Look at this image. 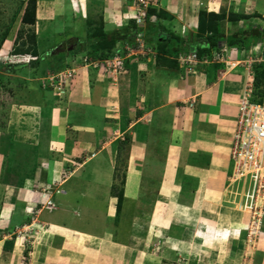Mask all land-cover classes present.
I'll return each instance as SVG.
<instances>
[{
  "label": "crops",
  "instance_id": "crops-1",
  "mask_svg": "<svg viewBox=\"0 0 264 264\" xmlns=\"http://www.w3.org/2000/svg\"><path fill=\"white\" fill-rule=\"evenodd\" d=\"M61 1L47 10L49 30L77 72L67 93L35 104L24 174L3 169L23 144L0 130V264H151L156 237L162 264L177 252L188 254L186 264H238L250 181L233 176L230 152L248 69L209 61L189 72L176 60L204 47L215 22L222 41L264 30V0H150L155 20L139 26L128 17L139 11L136 0ZM96 31H139L157 53L128 58L115 88L114 77L80 63L92 56ZM126 170L119 209L112 190ZM147 177L159 183L156 214L164 218L135 221ZM165 207L173 208L167 218ZM263 228L256 264H264Z\"/></svg>",
  "mask_w": 264,
  "mask_h": 264
},
{
  "label": "rangeland",
  "instance_id": "rangeland-1",
  "mask_svg": "<svg viewBox=\"0 0 264 264\" xmlns=\"http://www.w3.org/2000/svg\"><path fill=\"white\" fill-rule=\"evenodd\" d=\"M51 1L53 2V0H40V3H38L40 4L39 18H37L38 6H36V22L30 24L23 20V13H25L27 9L29 0H0V130L5 131L12 142L17 137L18 140L16 141L23 144L16 148L14 151L16 155L11 157L10 162L4 166L3 169L5 172H7L9 168L11 172L24 174L26 168L24 165L29 158L28 156L31 154V150L23 149L22 147H25V139L29 140V138H32L27 132H30V126L35 127L37 114L35 113V104L42 105L41 101L47 100L51 102L53 95L61 96L65 94V92L67 93L72 84L73 76L71 81L68 83L66 82L65 85L63 83L64 74L66 71L71 70L72 75L75 76L77 72L72 65L65 66L64 63L66 61H64V58L66 59L67 56L60 53L61 50H57L59 48H57L55 44V31L49 30V19L51 20L52 15L49 16L47 10L52 4L54 5V3H56H51ZM64 1L65 0H62L61 3ZM71 1L75 2L77 0ZM57 3L59 4L60 2L58 1ZM63 46L64 45H62V47ZM93 46L94 44H92V47ZM79 59L81 61L80 63L83 64V58L80 57ZM241 65L249 67L248 63H242ZM75 66L77 67L79 64H74V67ZM89 66H94L98 70L107 68L106 63L97 66ZM116 74L117 72L110 73L109 71H101L103 77H114V81L111 82L115 83V88L119 83ZM58 77L59 82L62 84L60 88H57L55 85L58 81ZM31 133L33 135V132ZM125 140L127 141V139ZM32 142L31 140L30 143ZM127 149L128 151L130 150L129 148ZM128 151H125L124 154L121 155L123 156L124 163L125 160L128 159ZM121 172L117 174L116 185L124 187L127 178L125 173L127 170L123 174ZM147 175H149L150 178L153 177L156 179V176ZM147 179L149 180L148 177ZM154 181L155 180H149V182L144 184L143 197L141 198L142 204H140L141 207L134 210L135 212L131 211L133 212V216H135V221H150L151 219L153 221H158L164 218L162 214L159 216L156 214L157 197L154 193L159 183ZM149 190L152 191L149 192ZM120 206L121 205L117 207L120 209ZM165 208H163L160 213H168L166 216L167 218L173 213V208ZM124 211L123 208L122 211L117 214L116 223L122 219ZM185 222V220L181 221L182 224H185ZM263 224L264 223H262V227ZM260 231L258 229L244 239L240 247L239 260H237V262H239L238 264L257 263L260 257L259 251H261L260 249L262 248L261 244H259L262 243V241H260ZM148 244L150 248L152 247L157 252L160 253L162 251L161 240L159 238L156 237L154 241H149ZM168 247H170V245H168ZM159 253H156L155 257L157 258H154L155 261H152V263L162 264L160 258H158L160 257ZM177 254L179 256L175 258V255L174 257L171 253H167L166 260L173 259L171 261L172 264H186L188 254L179 252H177ZM143 261L139 259L132 264H147L146 262L143 263Z\"/></svg>",
  "mask_w": 264,
  "mask_h": 264
},
{
  "label": "built area",
  "instance_id": "built-area-1",
  "mask_svg": "<svg viewBox=\"0 0 264 264\" xmlns=\"http://www.w3.org/2000/svg\"><path fill=\"white\" fill-rule=\"evenodd\" d=\"M139 11L134 17L138 22L143 21L146 16V10L151 5L150 0H136ZM144 40L139 35L135 42H126L123 50L128 55L136 53L138 49H144ZM150 50V49H148ZM240 52L245 57L237 59L236 54ZM86 60V58H85ZM199 60L198 54L195 52L184 53L180 57L182 64L190 65ZM217 61L226 64L229 69H234L242 63H248L247 79L245 81L244 90L240 98L238 107V118L236 121L230 156L233 160V176L238 178H247L249 184V207L250 221L248 223V235L255 232L264 216V98L262 101H254V80L255 72L253 64L264 62V42L260 39L250 48H229L226 45L220 47L219 50L213 51L210 55L203 57V62ZM106 63L104 71L118 73L124 71L122 56L116 54L110 59L101 60L100 64ZM99 65V62L96 63ZM72 73L66 71L63 83L70 82ZM55 84L57 88L62 86L59 77ZM59 82V84H58ZM58 84V85H57ZM54 86V84L52 83ZM65 90V89H64ZM63 90V92H64ZM46 195V192L43 193Z\"/></svg>",
  "mask_w": 264,
  "mask_h": 264
},
{
  "label": "trees",
  "instance_id": "trees-1",
  "mask_svg": "<svg viewBox=\"0 0 264 264\" xmlns=\"http://www.w3.org/2000/svg\"><path fill=\"white\" fill-rule=\"evenodd\" d=\"M36 6H37V0H29L27 9L25 13H23V20L26 23L34 24L36 22ZM205 16H207V13H204L202 17L204 18V21H201V30L204 29L205 26ZM137 26V25H135ZM211 33L209 36L206 37V44L204 47H199L198 52L200 54L204 53L205 51H209L211 47H215V45L222 42L221 39V32L219 31V23L215 22L213 25L211 24ZM255 34H253L252 38L243 36V33L239 34L238 36H233L228 39V44L230 46H241L246 47L250 43V41H258L262 40L264 42V30L262 31H254ZM201 35L200 37H202ZM95 42L93 41L94 46L90 50V54L94 58H109L114 54L113 48L115 47V44L117 41L121 39H129L132 37L130 33H116L115 35L112 34L109 36L105 33H99L98 31L94 32L91 36ZM251 39V40H250ZM165 43L161 40L158 42L157 48L160 52H164L163 49L165 48ZM217 47V46H216ZM254 72H255V80H254V101H262V98L264 96V62H259L254 64ZM123 143L122 145L126 144ZM113 194L118 197V204L121 205V202L124 197V187L117 186L116 184L113 186ZM118 205V206H119Z\"/></svg>",
  "mask_w": 264,
  "mask_h": 264
},
{
  "label": "clouds",
  "instance_id": "clouds-1",
  "mask_svg": "<svg viewBox=\"0 0 264 264\" xmlns=\"http://www.w3.org/2000/svg\"><path fill=\"white\" fill-rule=\"evenodd\" d=\"M137 2V1H136ZM151 7V5L147 8V10H146V16H145V18L143 19V21H141V22H138L134 17H132L131 19H133V21L135 22V24L137 25V26H139L142 22H144V21H146V19L147 18H149V19H152V20H155V16H152V15H149V12H148V9ZM131 35H132V37L131 38H129V39H121V40H119V41H117L116 42V44H115V47L113 48V51H114V54L111 56V57H109V58H107V59H110V58H112V57H115V55L116 54H119L120 56H122V59H123V69H124V71H126L127 69L126 68H124V67H126V60L128 59V58H130V57H133V56H146V55H148L149 53H157L156 51V47L154 48L152 45H150L147 41H146V38L144 37V35H142V33H140L139 31H136V32H133V33H131ZM141 36V38H143V40H144V49H138L139 51H137L136 53H133V54H131V55H128V52L127 51H125V50H123V46H124V44L126 43V42H129V43H133V42H135L136 41V39H137V37L138 36ZM226 40V39H225ZM222 41V42H220L219 43V45L217 46V47H215V48H213V49H209V51H205L204 53H202V54H200L197 50H189V51H186V52H184V53H191V52H195V53H197L198 54V57H199V60L198 61H196V62H194V63H192V64H190V65H185V64H182L181 63V61H180V57L184 54H181L180 56H178L177 57V60L176 61H178V63L181 65V67L182 68H184V71H191L192 69H193V66H194V64H196V63H200V62H203L202 61V59H203V57H205L206 55H210L213 51H215V50H219L220 49V47L221 46H223V45H226L227 47H229L230 49L231 48H238V50H239V48H246V47H241V46H234V47H232V46H230L229 44H228V42L227 41ZM257 42V41H256ZM250 48V47H249ZM148 49H150V50H148ZM158 49V48H157ZM248 49V48H247ZM159 51V50H158ZM238 53H240V52H238ZM238 53L236 54V58L237 59H239L238 58ZM242 54V53H241ZM83 58V60H84V63H89V64H91V65H96V63L97 62H99V64L101 63V60H106L105 58H94L93 56H88V55H86V56H83L82 57ZM85 58H86V60H85ZM241 59V58H240ZM211 62H216V63H221V64H225V63H222V62H217V61H212L211 60ZM204 63H209V62H204ZM97 66V65H96ZM225 67H226V64H225ZM226 69H229V68H227L226 67ZM253 69H254V65H253ZM229 70H232V69H229ZM246 79H247V77H246ZM246 79H245V81H246ZM244 85H245V82H244ZM263 98H264V96H263ZM263 98H262V100H263ZM238 112H239V110H238ZM237 118H238V115H237ZM46 202L48 203V205H49V203L51 202V200H46ZM249 221H250V217H249ZM263 221H264V216H263V218H262V222H261V224H260V226H259V231L261 230L260 228L262 227V223H263ZM257 229V230H258ZM245 230H246V237L247 236H249L248 235V225H246V228H245ZM225 231V230H224ZM259 233H261V231L259 232ZM230 234V232L228 233V231L226 232V234L225 235H229Z\"/></svg>",
  "mask_w": 264,
  "mask_h": 264
}]
</instances>
